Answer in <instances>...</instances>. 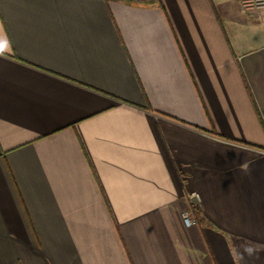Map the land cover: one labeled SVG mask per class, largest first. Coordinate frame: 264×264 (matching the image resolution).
<instances>
[{"label": "crops", "instance_id": "0c3cea01", "mask_svg": "<svg viewBox=\"0 0 264 264\" xmlns=\"http://www.w3.org/2000/svg\"><path fill=\"white\" fill-rule=\"evenodd\" d=\"M0 51V264H264V10L0 0Z\"/></svg>", "mask_w": 264, "mask_h": 264}, {"label": "built area", "instance_id": "2783aa9c", "mask_svg": "<svg viewBox=\"0 0 264 264\" xmlns=\"http://www.w3.org/2000/svg\"><path fill=\"white\" fill-rule=\"evenodd\" d=\"M241 7L247 11H258L264 10V0H239ZM183 221L186 225L193 223L190 217V212H186L182 216Z\"/></svg>", "mask_w": 264, "mask_h": 264}, {"label": "trees", "instance_id": "16d2710c", "mask_svg": "<svg viewBox=\"0 0 264 264\" xmlns=\"http://www.w3.org/2000/svg\"><path fill=\"white\" fill-rule=\"evenodd\" d=\"M189 209H190V212H191L194 220H196L197 222H200L201 221V217H200L199 209L193 204L189 205Z\"/></svg>", "mask_w": 264, "mask_h": 264}, {"label": "rangeland", "instance_id": "374dc122", "mask_svg": "<svg viewBox=\"0 0 264 264\" xmlns=\"http://www.w3.org/2000/svg\"><path fill=\"white\" fill-rule=\"evenodd\" d=\"M190 217H191L192 220L194 219L193 216H192V214H190Z\"/></svg>", "mask_w": 264, "mask_h": 264}, {"label": "clouds", "instance_id": "9594fccd", "mask_svg": "<svg viewBox=\"0 0 264 264\" xmlns=\"http://www.w3.org/2000/svg\"><path fill=\"white\" fill-rule=\"evenodd\" d=\"M0 52H2V51H0Z\"/></svg>", "mask_w": 264, "mask_h": 264}]
</instances>
